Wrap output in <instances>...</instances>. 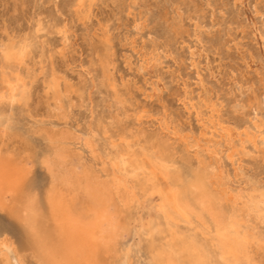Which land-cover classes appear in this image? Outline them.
Returning <instances> with one entry per match:
<instances>
[{"label":"rangeland","instance_id":"374dc122","mask_svg":"<svg viewBox=\"0 0 264 264\" xmlns=\"http://www.w3.org/2000/svg\"><path fill=\"white\" fill-rule=\"evenodd\" d=\"M17 1L0 0V52H3L0 53V92L4 90V70L9 73L8 76L12 82L16 79L15 75L24 77L28 89L25 91L23 99L16 100L17 102L14 101L13 104L7 97L0 102V149L3 150V153L6 151L15 153V157L27 154L30 158L32 157L26 185L28 189H33L41 199H43L50 182V173L47 167L43 166L45 165L43 156L50 155L53 150L48 134H52L55 129L59 131L55 130L54 133L69 132L71 140L69 139L68 145H70L69 148L71 147L70 150L75 148L76 152L72 150V155L73 157L77 156L78 168L86 169L92 177L98 175L104 178L106 176V171L103 170L104 164L99 158L93 156L88 148L86 142L88 138H92L94 144L96 143L98 153H101L103 158H114L118 152L117 148L124 149L128 143L136 153L148 150L151 142L155 146L161 144L162 139L159 138L154 127L152 128L147 123L143 124V128L141 127L142 123L140 124L136 117L137 111L142 107L151 109L153 112L166 109L173 117L186 123L185 125L189 127L188 119L182 112L176 93L185 82L191 85L196 83L198 72L199 75H202L204 82L211 85L214 91L223 92L220 95L226 101L225 114L228 119L244 123L248 120L253 108L264 114V70L262 69L264 68V0H243L242 5L236 0H95L90 9L88 4L85 5L83 15H78L76 12L77 0ZM15 4L17 5L15 6ZM255 8L259 14H255ZM139 16H148L149 23L140 32L138 43L145 40L149 45L156 44L172 50L170 56L173 58L168 56L164 62L161 75L165 82V89L159 96L148 97L146 95L148 90L143 76L138 71V57L131 49V45L129 46L128 37L134 36V19ZM196 21L207 28L204 34L206 54L201 56L197 66L192 65L194 61L190 60L188 50L189 35H191L193 24ZM64 23H69L67 26L71 32L74 30V33L71 34L73 43L66 49L68 52H61L64 44H62L63 38L59 30L64 27ZM39 24L41 25L40 30ZM106 35L107 37H105ZM99 38L101 39L99 40ZM9 42L11 43L9 46L15 48L28 43L27 46L32 54L30 52L21 65L4 69L3 55L1 54H4L7 49L6 44H10ZM98 42L101 46H98ZM101 48L102 50L106 49L102 51ZM108 49V58H105V52ZM59 52L62 53L61 56ZM105 59L109 60L110 64H102L106 62ZM21 67H25V71ZM46 72L52 73L46 75ZM53 73L61 77L62 87L67 82L74 88L72 93L67 94L68 98L67 95L64 97L65 99L63 98L62 109L59 110L55 107V103H52L54 102L52 94H48V90H46L47 80ZM106 74H110V80L114 81V88H111L112 85L109 84ZM25 78L28 80L26 81ZM124 83L126 84L124 85ZM78 85L80 87L76 88ZM27 103L29 104L27 105ZM52 106L54 108H51ZM45 107L49 111H46ZM60 111L63 113L60 114ZM46 136L47 138H45ZM126 136H129L130 139ZM139 136H141L140 139H138ZM120 139H123L122 143ZM143 142L144 144H142ZM164 144L167 142H162L161 145L165 146ZM175 146V151L178 149L179 153L172 152L169 147H166L169 149L168 153L172 152L169 154L170 160H175L171 161L173 167L170 166L171 170L173 169L174 174L180 173L186 177L192 169L196 168V158L193 152L187 153L184 146L180 147L177 144ZM246 149L243 155V168L238 179L234 178L231 165L225 162L226 167L231 171L233 177L231 178L233 181L235 180L232 187L240 194L241 191L243 193L241 194L243 197L240 195L239 205L236 204L234 209L235 214L238 215L237 229L240 226L241 228L238 232L228 227V232L233 235L238 232L240 236L245 234L249 239L257 237L264 242V210L262 208L264 207V154L260 148H254L250 144ZM181 151H184V154ZM191 158H193L192 163H190ZM141 174L139 172L135 174L140 183L138 200H132L121 207L122 220L127 232L124 230L125 233L123 237L121 236L122 240L119 238L116 241L118 252L122 254L120 253L119 259L111 264H167V259H171L174 264H240L242 262L239 258L237 260L228 255L224 256L216 238L215 222L209 215H206L203 220L193 216L191 224L176 222L170 216H166L162 205H160L161 196L155 188L157 183L154 184L146 175ZM168 181V184L173 183L170 185L171 187H176L178 190L180 188L179 192L186 193V185L184 186L181 182L174 184V182ZM252 187L253 189H251ZM150 191L153 192L150 193ZM16 198L18 199V197ZM243 198L245 202L251 201V204L245 203ZM12 200L13 197H10L11 204L0 206V226L4 229L0 231V235L9 234L14 240L15 247L23 252L28 247L27 231L9 209L12 207ZM240 202H244L246 206ZM255 216H257L256 219ZM247 224H253V226ZM253 229L257 231L254 232ZM173 230L177 232L175 236ZM243 232L244 234H242ZM262 257H264V249L255 256V260L260 264ZM25 259L27 264H39L31 255L27 254Z\"/></svg>","mask_w":264,"mask_h":264},{"label":"bare ground","instance_id":"6f19581e","mask_svg":"<svg viewBox=\"0 0 264 264\" xmlns=\"http://www.w3.org/2000/svg\"><path fill=\"white\" fill-rule=\"evenodd\" d=\"M94 1L95 0H77L76 1L77 14L83 15L82 13L84 11L85 5L88 4L90 9ZM236 2L239 3L240 5L243 4V0H236ZM16 5L17 4H15V6ZM255 12H256L255 14H259L258 13L259 11L256 10ZM87 18L89 17L87 16ZM148 23H149L148 16L146 17L139 16L138 18L134 19L135 34L131 38L128 37V40L130 41L128 42L130 43L129 46L131 45V49L136 53L138 57V71L143 76L144 83L147 86V90H148L146 95L148 97H153V96L161 95L162 91L165 89V82L161 74L163 73V66L165 64L164 63L165 59L168 58V56L171 57L170 55H172L171 53L172 50L170 51V48L159 46L156 44L149 45L146 43L145 40H142L141 43H138L140 32L145 27H147ZM68 24H65L64 27L59 30L63 38V42L62 41L61 42L62 44H64V46L62 47L63 50H61V52H68L66 51V49L71 43H73L71 42V34L72 32L74 33V30L71 32V30L68 28L69 26H67ZM38 26L40 30L41 25L39 24ZM206 29L207 28H205L199 22L196 21L193 24V30L191 35H189V39L187 38L189 41L188 50L190 53V58H191L190 60L194 61V63H192L191 61L192 65L194 64L195 66H197L199 64V59L201 58V56L203 54H206L205 50L207 49L206 48L204 49L205 47L204 34L206 32ZM105 37H107V35ZM100 39L101 38H99V40ZM257 39L260 40V38ZM236 44L237 43H235V45ZM6 45H7V49L4 51V54H1L3 55L4 69L5 68L11 69L16 65H21L22 63L25 62L26 58L31 52L27 46L28 43L27 45H20L19 48H15L14 46H9L11 45V43ZM98 46H101V44H99ZM108 51L109 49L106 50L105 52V56H104L105 58L106 57L108 58L107 56L109 54ZM61 52H59L60 56L62 55ZM30 54H32V52ZM104 61L106 62L102 64L105 63L110 64V62L108 63L109 60L105 59ZM24 68H22V70ZM104 69H106V66H104ZM262 69L264 70V68ZM18 71L17 74L19 73ZM3 73L5 76V84H4V90L0 92V102L3 101L6 97L11 100V103L12 102L14 103V101L16 100L23 99L24 93L28 89L27 88L28 85H26V82L23 79L24 77L22 76L23 78H21L18 75H15L16 79L14 82H12L8 76L9 73H7V71L5 70ZM48 73L46 75H48ZM50 76L51 77L49 79L47 78L48 80H47L46 90H48L47 91L48 94L49 93L52 94L53 96L52 98L54 100V102L52 103H55V107L59 110L62 109L63 98L67 94L72 93L74 91V88L73 85L67 82L62 87L61 77L58 76L56 73H53ZM179 76L182 75L179 74ZM106 77L109 79L108 81L109 84L112 85L111 88H114L113 87L114 81L112 82L110 80L111 79L110 74L109 75L106 74ZM197 77H198V81L193 85L186 83L183 80L185 83L183 82L184 83L183 86L176 93L182 112L188 119L189 127L185 125L186 123H183L182 121H179L178 119L173 117L171 113L168 112L166 109L153 112L151 109L142 107L137 111V116L135 115L138 119V122L140 124L142 123L141 124L142 128L144 123L149 124L150 126H152V128L154 127V129H156L158 135L160 136L159 138L162 139V142L163 143L167 142V144L164 145L165 146L167 145L166 147L167 148L169 147V149H171L172 152L176 153V151L178 150L177 149L175 151L176 149L175 145L177 144L180 145V147L181 145L184 146V149L187 153L190 152L194 153L193 155L196 158L197 166L196 168L192 169V171L188 173V176L186 177H183V175L180 173L174 174V172L172 171L173 169L171 170L172 167L171 161L174 159L170 160L171 157L169 154H171L172 152L168 153L169 149H167L165 146H162L161 145L162 142L161 144L155 146L150 141L151 142L150 145L148 144L150 146L149 149L148 150L141 149L143 150L141 153H136L134 150H132L130 143H128L126 148L124 149L117 148L118 152L116 151L117 155H115L114 158L111 157L103 158L101 156V153L100 154L98 153V148L95 145L96 143L94 144L92 138H88L87 141L86 140L83 141L87 142L88 148H90L91 152L93 153V156L99 158L102 161V163L104 164L103 170L106 171V176L104 178H101L98 175H97L98 177L96 175L95 177H92L91 173H89L86 169L78 168V164L76 163L77 156L73 157L72 155L73 149L70 150L71 147L69 148L70 145H68L70 143L69 142V139L71 137L70 133L64 131L62 133H54L56 129L55 130L52 129L54 132L52 134H48L49 135L48 139H49V143L53 147L52 148L53 150L50 155L43 156L45 158L44 159L45 165L43 166H46L50 173L49 174L50 182L47 186L43 199H41L38 197L37 193L33 191V189L30 188L28 189L26 185L27 178L30 173V161L32 157L30 158L28 154L21 157H15L14 155L15 153L13 154L9 151L6 152L4 151L5 153H3L2 152L3 150L1 151L0 149V206H6L11 204L10 197H13L12 207L9 209H11V212H13L14 217L24 225L28 236L27 250L21 252L15 247L14 240L9 234L7 233L1 234L0 264H27L25 259L27 254L35 258L39 264H111L112 262H115V260L119 259V255L121 253L118 252V249L116 247V241L119 238L121 239L123 237V234L125 233L124 230L127 232V230L125 229V224L122 220L123 215L121 213V207L122 205H126L132 200L133 201L138 200L137 194L140 183L137 180L138 178H136L135 176V174L138 172L146 175L150 181L154 182V184L155 182L157 183L156 184L157 187L155 186V188L159 191V194L161 196L160 205H162L161 207H163L162 209L164 210L166 216H170V218L172 220H175L176 222H186L191 224L192 221L191 218L193 216L203 220L206 215H209L215 222L214 223L216 225L215 228L217 229L216 238L218 239V243L222 248V252L224 256L228 255L233 257L234 259L239 258L242 261L240 264H259L258 261L255 260L256 259L255 256L258 253L262 252V250L264 249V242L257 237H253L249 239V237L245 235L244 232L242 233L244 234L243 236H240L238 233L239 232L238 230L241 228V226L239 229H237L238 215L235 214L236 211L234 209L236 207L235 205L238 204L240 200V195L243 193L241 191L240 194L232 187L233 185L232 183L235 180L233 181L232 179L233 177L231 176V171L226 167L225 162L231 165L233 169L232 173L234 175V178L238 179L240 171L243 168V164H242L243 155L247 145L250 144L254 148H260V150L264 154V114L258 111L257 109L253 108L254 110L252 109L251 115L249 116L248 120L245 121L244 123H237L228 119L225 114V109L227 104L225 99L220 95L223 92L218 93L214 91L211 88L212 87L211 85H208L204 82L203 77L201 74L199 75V72ZM27 80L28 79H26V81ZM125 84L126 83H124V85ZM79 87L80 86L78 85V87L76 88ZM89 94L91 95L90 92ZM66 97L68 98V95ZM70 98H72V96ZM50 100L53 101L51 98ZM28 104L29 103H27V105ZM46 108L47 107H45V110ZM51 108L54 107L52 106ZM25 110L27 111V109ZM243 110L245 111L246 109ZM45 113L47 114V112ZM61 113L63 112L60 111V114ZM56 118L58 117L56 116ZM142 128H141V132H142ZM56 131L58 132L59 130ZM153 133L155 132L153 131ZM74 135L76 134L74 133ZM140 137L141 136H139L138 139H140ZM45 138H47V136ZM149 139L151 140L150 137ZM122 140L123 139H120L121 143ZM157 142H158V138H157ZM123 144L125 145V143ZM142 144H144V142ZM73 151L76 152L75 148ZM246 151L248 150L246 149ZM91 152L89 153L91 154ZM181 152H183L184 154V151ZM192 159L193 158H191L190 163H192L193 161ZM184 160L186 161V159ZM173 162L172 164L174 165L175 162L174 163ZM120 177H125L127 182L121 180ZM168 180L174 182V184L181 182V184H184V186L186 185V190H185L186 193L182 194L181 192H179L180 188L178 190L176 187L175 188L171 187L170 185H172L173 183L168 184L167 183ZM251 189H253V187ZM248 191H250V189H248ZM151 192L153 191H150V193ZM16 197H18V199ZM241 197H243V195H241ZM244 202L242 203L240 202V203L243 204ZM245 203L247 204L249 203L250 205L251 201L248 202L246 201ZM245 203L243 205H245ZM243 208L241 209L243 210ZM262 208L264 210V207ZM256 217L257 216H255V219ZM192 225L194 226V224ZM248 226H253V224ZM228 227L233 228L235 229V231L238 232L234 235L233 233H231L232 234L231 235L228 232ZM256 231L254 230V232ZM175 234H177V232L173 230V235L175 236ZM259 234L262 233L259 232ZM222 260L226 261L224 259ZM167 264H174V263L171 259H167Z\"/></svg>","mask_w":264,"mask_h":264},{"label":"snow or ice","instance_id":"6c2138e0","mask_svg":"<svg viewBox=\"0 0 264 264\" xmlns=\"http://www.w3.org/2000/svg\"><path fill=\"white\" fill-rule=\"evenodd\" d=\"M121 180H124L125 182H127L126 178L125 177H120ZM3 227L0 226V231H3ZM260 264H264V257H262L261 261H260Z\"/></svg>","mask_w":264,"mask_h":264}]
</instances>
